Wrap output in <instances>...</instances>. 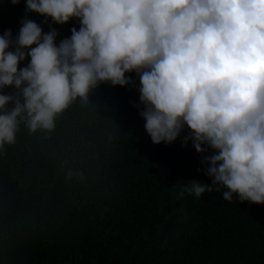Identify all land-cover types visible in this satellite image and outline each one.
Returning <instances> with one entry per match:
<instances>
[{
	"label": "trees",
	"instance_id": "obj_1",
	"mask_svg": "<svg viewBox=\"0 0 264 264\" xmlns=\"http://www.w3.org/2000/svg\"><path fill=\"white\" fill-rule=\"evenodd\" d=\"M22 20L42 35L55 30L56 45L81 26L75 17L57 24L26 11L25 0H0L7 51L16 49ZM23 51L18 70L30 60ZM125 77V86L98 82L77 97L51 130L29 132L25 117L14 142L0 147V264H264V204L235 193L225 201L222 185L180 196L190 180L212 183L202 161L214 150L202 144L197 153L184 140L187 126L173 142L152 143L140 74ZM0 94L20 90L9 85Z\"/></svg>",
	"mask_w": 264,
	"mask_h": 264
},
{
	"label": "clouds",
	"instance_id": "obj_2",
	"mask_svg": "<svg viewBox=\"0 0 264 264\" xmlns=\"http://www.w3.org/2000/svg\"><path fill=\"white\" fill-rule=\"evenodd\" d=\"M25 6L57 24L78 18L81 26L56 45L55 30L42 35L35 22L22 20L15 51H7L10 30L0 35V89L20 90V97L0 94V147L14 142L25 117L29 132L51 130L56 115L98 82L125 86V73L136 71L152 143L173 142L187 126L184 140L197 153L202 144L214 150L202 161L212 183L190 180L179 195L199 198L222 185L225 201L235 193L264 204V0H25ZM23 49L30 60L18 70Z\"/></svg>",
	"mask_w": 264,
	"mask_h": 264
}]
</instances>
